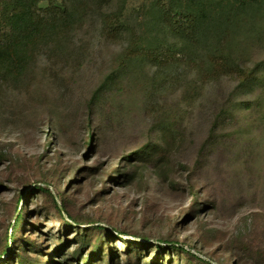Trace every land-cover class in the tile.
Here are the masks:
<instances>
[{
    "label": "rangeland",
    "instance_id": "rangeland-1",
    "mask_svg": "<svg viewBox=\"0 0 264 264\" xmlns=\"http://www.w3.org/2000/svg\"><path fill=\"white\" fill-rule=\"evenodd\" d=\"M54 1L0 50V264H264V0Z\"/></svg>",
    "mask_w": 264,
    "mask_h": 264
},
{
    "label": "trees",
    "instance_id": "trees-1",
    "mask_svg": "<svg viewBox=\"0 0 264 264\" xmlns=\"http://www.w3.org/2000/svg\"><path fill=\"white\" fill-rule=\"evenodd\" d=\"M41 0H11V11L9 14V19H11L12 28L8 32H0V38L4 39L0 43V50L9 49L11 45L15 46L24 45L23 38L24 34H32L35 30L40 29L41 26L46 25L49 22L60 20L63 16L67 15L68 8L63 4H57L54 0H48L46 7L39 6ZM247 2H250L247 0ZM177 9H181V5L177 2L172 8V17H174L173 27L186 29L185 27L191 28L190 26L184 25L185 22L183 18H187V14L181 15L177 13ZM183 13V12H182ZM27 19L25 24H21L19 20ZM16 22V25L15 22ZM14 23V24H13ZM185 26V27H183ZM1 40V39H0ZM252 69H250L251 73ZM21 214H17L15 218V223L20 218ZM172 246H177V243L171 244ZM8 254L7 251L3 252L1 255L5 256Z\"/></svg>",
    "mask_w": 264,
    "mask_h": 264
}]
</instances>
